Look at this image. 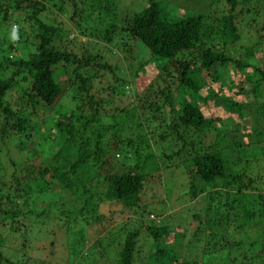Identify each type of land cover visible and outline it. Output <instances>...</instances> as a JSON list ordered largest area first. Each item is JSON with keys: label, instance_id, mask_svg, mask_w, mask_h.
Wrapping results in <instances>:
<instances>
[{"label": "trees", "instance_id": "1", "mask_svg": "<svg viewBox=\"0 0 264 264\" xmlns=\"http://www.w3.org/2000/svg\"><path fill=\"white\" fill-rule=\"evenodd\" d=\"M51 1H57L59 4L64 2L63 0H0V47L4 40L3 35L8 30L4 26L9 18L8 10L25 12L22 21L31 23L32 45L35 46V50L26 55L25 59L9 62V65L15 69L7 79H0V108L3 114L0 142L2 143L8 141L7 138L16 141V145H21L23 139L28 140L30 137V133L26 132L29 128L28 119L20 117L3 104V97L15 84V77L18 74L26 73L30 77L28 89L24 92V100L33 110L34 115V110L39 108L43 113V108L52 107L62 95V89L55 75V69L60 65L75 66L72 74L79 82L78 92L87 89V79L82 77L78 70L80 67L88 66L93 58L89 56L78 58L69 54L67 50L53 46L52 26L44 24L38 18L47 9L46 3ZM69 1L72 3L74 14L77 10L75 0ZM113 2V0H86L84 16L94 25L92 29L95 35L103 37L108 43L113 41V35L119 37L118 40L121 39V43L128 40L139 42L147 49L149 59L156 63L159 69L158 75L165 83L159 90V94L163 96V101L169 110L167 113L160 111L159 105L149 103L148 107L153 108L155 112L149 124L156 122L166 128L158 135L160 141H165L171 136L181 141L176 151L162 154L164 160L172 162L181 157L184 148L185 150L187 148L186 145L192 149L193 154L184 161L183 167L188 174V188L191 196H197L202 191L207 198L205 207L193 216L200 223L194 234L198 236L200 233H205L204 238L201 236L202 251L207 255L215 254L213 251L226 250L228 253L238 249L240 251L239 242H230L231 239H227V227L230 223L235 225L237 217H241L244 222L255 216L264 218V203L259 204L257 214L242 203L245 196L240 191L246 186L245 173L238 171L237 167L243 163L244 169L248 160L241 156V137L237 134L227 136L220 129L223 125L222 119L214 114H204L200 106L212 104V107H220L226 113L232 114L230 120L234 129H248L245 137L258 140L260 138L264 141V70L253 64L252 51L255 45L245 48L244 59L226 55L225 49L226 44H232L238 40L237 19H241L247 11L251 13L249 18L255 19V15L260 11V13L264 12V0H223L222 11L209 10L205 7L204 12H185L181 16L163 9L158 0H146V4L141 9H136L129 16L120 18V27L116 23L118 13L115 12L117 7ZM214 3L218 4V0H210L209 5ZM227 64L241 73L238 82L242 81L250 85L249 92L257 100L255 103L237 102L230 96L214 92L210 84L222 78L226 73L222 67H226ZM2 67L5 66L2 65ZM227 79L231 90H236V93L244 92L243 83L238 86L237 81L230 77ZM119 82L120 88L123 87V80ZM90 101L92 102L91 99ZM132 110L134 109L122 108L118 111V116L110 117L109 123L102 122L96 110L87 115L81 114L80 107L65 112L61 119L57 118L56 125L66 128L57 149L52 154L49 153V158L44 164L18 169L15 162L10 160L12 169L10 183L0 181V223L10 220L9 229H13V224L18 223L16 215L25 217L32 212L40 219L39 224L51 221L52 219L47 220L48 216L43 213L49 210L31 208L35 200L29 203V199H32L31 196L34 194L42 200H46L45 197L47 199L51 197L59 206L70 204V199L78 202V208L66 206L58 213L59 216H65L62 227H66L68 219L77 221L81 217L84 222H87V218L92 216L97 206L103 201L120 203L128 211L140 209L141 211L137 213L145 214V210L137 205L142 183L149 172H164L168 168L157 160L156 154L149 151L150 144L145 138L135 137L133 134L126 137L123 142L119 138L121 132L135 117ZM246 112H254L251 116L253 123L248 127L241 124V119ZM79 121H82L81 128L80 125L75 126V123ZM29 129L31 130L32 127ZM213 129H218V134L215 141L208 146H200L197 149L195 145L200 144L202 140L185 141V137L189 135L204 136ZM36 137L40 141L38 143L40 154L37 156L40 157L47 152L44 148L46 138L43 133ZM109 137L119 143L117 146L120 153L119 161L125 163L131 158L134 163L126 166L122 171L104 173L105 175L101 176L105 156L112 151L108 142ZM120 143H123L124 147ZM34 154L32 152V155ZM0 169L7 171L6 165L2 167L1 164ZM15 172L23 174L17 176ZM217 183L221 187L236 190L232 194L222 193L228 200L223 201L221 204L223 206L219 205L223 196L220 195L219 190H216ZM49 187L51 191H48ZM67 198H69L68 201H66ZM5 204L9 206V210L5 209ZM21 204L22 207L29 206L25 212H22ZM222 207L227 210H220ZM95 217L99 220V216ZM171 230L167 224L158 225L153 222L146 227L155 251L153 256L146 253L143 259L140 258L141 250L138 245L140 227L124 231L123 240L116 239L117 250L114 252L116 264H134L136 261L144 262V259L149 264H180L174 258L176 254H173L171 245L166 244V240L173 234ZM75 233L78 235L80 232L72 234L68 255L72 261L76 259V264H94L92 261L97 256L94 252L95 245L100 246V240H96L92 246L84 250V235L73 236ZM261 236L263 242H261L260 251H264V234ZM176 240L173 237L172 246L177 243ZM4 241L3 233L0 232V246ZM248 247L251 250L253 244L249 243ZM101 248L104 252L101 254L98 252V254L102 256L106 248L102 245ZM78 254L80 256L76 257ZM257 254L260 255V253ZM259 259L263 264L264 256L260 255ZM153 260L155 263H152ZM233 261L229 258L222 264H234ZM0 264L17 263L5 258L0 251ZM18 264L25 263L18 262Z\"/></svg>", "mask_w": 264, "mask_h": 264}, {"label": "rangeland", "instance_id": "2", "mask_svg": "<svg viewBox=\"0 0 264 264\" xmlns=\"http://www.w3.org/2000/svg\"><path fill=\"white\" fill-rule=\"evenodd\" d=\"M63 1L61 4L57 1L47 2L45 5L47 9L38 18L44 24L52 26V31L54 32L52 35L53 46L67 50L69 54H73L78 58H86L87 56L93 58L88 66L80 67L78 70V73L87 79V89L78 92L79 82L74 79L72 74V69L75 66L60 65L55 69V75L56 81L62 89V95L52 107L43 108V113H41L39 108L34 110V115L32 114L33 110L24 100V92L28 89L30 77L26 73L18 74L15 77V84L5 93L3 104L20 117L27 118L29 121L28 126L29 128L32 127V129L28 128L26 130V132L30 133V137L28 140L23 139L21 145H16V141H11L7 138L6 140L8 141L0 142V166L2 164V167L3 165L7 167L6 172L0 169V181L10 183V174L12 172L10 160L15 162V166L18 169L44 164L48 160L49 155L57 149L66 128L65 126H57L56 119H61L65 112L74 110L76 107H80V112L83 115L96 110V113L104 123H109L111 116H118V111L122 108L134 109L132 111L135 117L128 123L127 128L121 132L119 138L122 142L130 134L135 137L145 138L150 144L149 151L156 154L157 160L164 163L168 169L164 172H149L143 181L137 203L139 208L145 210L143 215L137 213L141 211L140 209L128 211L120 203L103 201L97 206L92 216L87 218V222H84L81 217L77 221L68 219L66 227H62L65 216H59L58 213L63 211L66 206L74 209L78 208V202L75 199L69 200L67 198L66 201L69 200L70 204L59 206L51 197L49 199L45 197L46 200H42L39 199L38 195H32L29 203L33 200L35 201L31 204V208L49 210L43 211V213L48 216L47 220H52L39 224L40 219L32 212V214H26L25 217L16 215L18 223L13 224V229L15 230L9 229V226H11L10 220L0 223V232L3 233L5 238L4 243L0 246L2 255L17 264L18 262L25 264H76V259L72 261L68 255L69 242L71 243L74 232H80L78 235L83 234L85 237L84 250L88 246H92L96 240H100V246L98 244L95 245L94 252L97 253V256L92 261L94 264H116L114 258V252L117 250L116 239L122 241L124 231L140 227L138 245L141 250L140 258L142 257L143 259L146 253L149 256H153L155 251L151 245L152 240L146 232V227L153 222L158 225L167 224L171 227L173 234L166 240V244L171 245L173 254H176L174 258L180 264H222L229 258L234 260V264L239 262L241 264H248L249 262L262 264L259 256H264V251H260V245L263 242L261 234H264L263 217L255 216L251 218L252 220L244 222L241 217L235 216L237 217L235 218L237 219L234 222L235 225L231 223L228 225L226 230L227 239H231L229 240L230 242H239L240 251L239 249L231 253L226 250L213 251L215 253L213 255H207L202 251L203 239L201 236L204 238L205 233H200L198 236L194 234L200 223L193 216L205 207L207 198L205 192L202 191L197 196H191L188 188V174L183 167L184 161L192 156V149L189 145H186L187 148L186 150L184 148V153L181 154V157L172 162L164 160L163 155L176 151L181 141L176 140L174 136L167 137L165 141H160L158 135L166 128L163 125H158L155 121L154 124H149V120L152 119L151 116L155 114L153 108L148 107L149 103L159 105L161 107L160 111L167 113L169 110L167 104L163 101V96L159 94V90L163 88L165 83L158 75L159 69H157L156 63L149 59L147 49L139 42L128 40L121 43V39L118 40L119 37L113 35V41L108 43L103 37L95 35V31L92 29L94 25L90 23V20H86L87 17L84 16L86 11L84 8L87 7L85 4L86 0L74 1L77 6L74 14L72 3L69 0ZM113 1L115 2H113L116 5L115 7H117L115 11L118 13L116 23L119 27L120 18L129 16L134 10L141 9L146 4V0ZM158 1L161 2L163 9L178 16L185 12H204L206 11L205 7L209 10L218 11L224 9L223 0H218V4L214 3L212 5H209L210 0ZM260 12L255 15L253 20L249 18L251 13L248 11L241 19H237L238 40L232 44H226L225 49L226 55L244 59L245 48L252 44L255 45V49L252 51L253 64L264 70V12ZM8 15L9 18L4 24L8 30L3 35L4 40L0 47V79H7L15 69V67L13 68L9 65V62L17 61L21 58L25 59L26 55L35 50V46L32 45L31 23L22 21L25 12L8 10ZM14 24L19 26V39L15 42L10 38L11 28ZM2 65L5 67H2ZM222 68L226 73L220 80L210 84L214 92L223 96H230L237 102H244L245 104L255 103L257 100L249 92L250 85L242 81L238 82L241 73L228 64ZM250 74H252L251 71ZM228 77L235 82L237 81V85L243 83L244 92L236 93V90H231ZM119 80L124 82L121 88ZM121 92L122 94H120ZM204 94L202 91V95ZM142 105L144 108H140ZM211 105L200 106L204 114L219 116L223 123L220 129L227 136L230 137V135L237 134L241 137V156L248 160L244 169L243 163L237 167L238 171H244L245 173L244 184L246 186L240 191L245 196L242 203H245L253 213L257 214L259 204L264 203V141L259 137V140L245 137L248 129H234V125L230 120L232 114L226 113L220 107L215 108ZM253 114L254 112H246L241 119V124L245 127L251 125L253 123L251 117ZM2 119L3 114L0 108V131L2 130ZM78 125L81 128L82 121L75 123V126ZM217 130H210L204 136L189 135L185 137V141L193 140L197 142V140H202L200 144L195 145L197 149L200 146H208L215 141V137L218 134ZM42 133L46 138L44 148L48 153L45 152L42 156L37 157L40 154L38 146L40 141L36 135L38 136V134ZM108 142L112 151L105 156V163L100 172L101 176L115 171H122L126 166L134 163L131 158L125 163H121L118 159L120 156L119 149H117L119 143H116L117 141L112 137H109ZM246 142L249 143L246 144ZM32 152L35 154L32 155ZM15 174L20 176L23 173L15 172ZM195 182L196 184L198 183L197 181ZM217 185L216 190H219L222 196L224 192L232 194L236 191L232 188L221 187L219 183ZM51 190L49 187L48 191ZM226 198V196H223L219 205L223 204V201H228ZM4 207L9 210L7 204ZM28 207L27 205L22 207L21 204L22 212H25ZM220 210L223 211L224 207L220 208ZM95 216H99V220ZM34 221L37 222L34 223ZM28 226L29 229H27ZM78 235L75 233L73 236ZM173 237L177 239L178 245L176 243L172 246ZM249 243L253 244L251 250L248 247ZM101 245L106 248V252L102 256L99 255L104 252ZM257 253H260V255ZM77 256L79 257L80 255L78 254ZM144 260V262L139 263L136 261L134 264H149L146 259ZM152 263H155V260Z\"/></svg>", "mask_w": 264, "mask_h": 264}, {"label": "clouds", "instance_id": "3", "mask_svg": "<svg viewBox=\"0 0 264 264\" xmlns=\"http://www.w3.org/2000/svg\"><path fill=\"white\" fill-rule=\"evenodd\" d=\"M18 31H19V26L15 24L12 25L10 38L13 42L19 39Z\"/></svg>", "mask_w": 264, "mask_h": 264}]
</instances>
